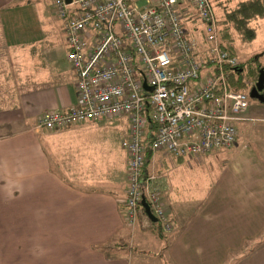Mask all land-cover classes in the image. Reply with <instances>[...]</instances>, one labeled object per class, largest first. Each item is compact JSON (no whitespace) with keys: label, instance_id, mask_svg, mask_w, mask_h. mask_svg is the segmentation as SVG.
I'll return each instance as SVG.
<instances>
[{"label":"crops","instance_id":"obj_1","mask_svg":"<svg viewBox=\"0 0 264 264\" xmlns=\"http://www.w3.org/2000/svg\"><path fill=\"white\" fill-rule=\"evenodd\" d=\"M24 1L0 0V69L12 87L0 106V264H264V156L252 146L264 136V103L248 104L228 150L146 154L171 225L157 241L143 217L133 228L124 220L126 117L37 128L78 96L63 37L40 4ZM190 14L184 25L200 39Z\"/></svg>","mask_w":264,"mask_h":264},{"label":"built area","instance_id":"obj_2","mask_svg":"<svg viewBox=\"0 0 264 264\" xmlns=\"http://www.w3.org/2000/svg\"><path fill=\"white\" fill-rule=\"evenodd\" d=\"M53 8L63 22L78 104L43 113L37 128L55 131L126 117L125 223L133 228L143 217L150 228L144 198L167 235L171 225L158 176L144 172L146 154L177 159L228 150L236 139L235 122L248 107L247 95L228 85L226 69L237 60L219 48L209 0H54ZM188 12L201 24L202 40L186 34L182 18Z\"/></svg>","mask_w":264,"mask_h":264},{"label":"trees","instance_id":"obj_3","mask_svg":"<svg viewBox=\"0 0 264 264\" xmlns=\"http://www.w3.org/2000/svg\"><path fill=\"white\" fill-rule=\"evenodd\" d=\"M185 18L186 17L182 18V24H184ZM263 18L264 0H244L238 2L234 7L226 9L220 19L216 18L218 27L219 48L223 51L228 52L230 56L236 58L231 48L232 42L235 39H238L241 43L252 42L256 38L255 23L256 21ZM185 30L188 36H192L187 31L186 27ZM202 35L203 31L201 32V40L203 37ZM236 60V66L226 69V72H228V85L235 92L244 93V91H247L248 93L249 90L254 86L256 79L259 75V71L262 70L264 72V68H262L260 65H250L249 63L246 66L245 63L240 62L237 58ZM204 65L209 66L207 58L205 59ZM149 229L152 230V232L157 237L165 241L166 236L165 234L161 233L157 224L151 223ZM257 243L258 241H255L253 244L250 245V247H248V252L245 253V251H241V254L243 255V253H245L246 255L247 253H249ZM98 249L101 251L103 250V248L101 247H98Z\"/></svg>","mask_w":264,"mask_h":264},{"label":"rangeland","instance_id":"obj_4","mask_svg":"<svg viewBox=\"0 0 264 264\" xmlns=\"http://www.w3.org/2000/svg\"><path fill=\"white\" fill-rule=\"evenodd\" d=\"M240 1H244V0H209L211 7L214 11V14H215L216 18H218V19L221 18L223 12L226 9H230V8L234 7ZM24 2H27V1H24ZM30 2H32V1L30 0ZM35 2L40 4V6L43 8L46 17L49 18L51 24L55 27L57 33L59 31V34H60L59 37L60 38L63 37L64 43H65V33L63 30V28H64L63 22L61 20H59L56 16L55 10L53 8L54 0H35ZM255 26H256V38L252 42L241 43L238 39H235L231 44V48H232L235 56L237 57V59L240 62L245 63L246 66L249 63L250 65H260L262 68H264V18L256 21ZM66 64L68 65V68H69L70 64H69L68 60H67ZM70 69H71V67H70ZM7 73L8 72L5 73L4 67L0 69V106L5 105L7 102H9V100H7V98H5V96H6L5 94L7 93L8 90L10 91V89L12 88L11 85L8 86L9 82L7 80V78H8ZM244 93L248 97L247 91H244ZM249 103L263 106V103H259L256 100L248 97V104ZM257 125H261V124H257ZM261 139H262L261 142H260V140L257 139L252 144V146L257 150V152L260 156H264V150H263L264 136ZM167 156H169V155H167ZM219 162L220 161H216L217 164H219ZM158 166L160 167V163H158ZM200 169L201 168H199V167H197V170L194 169L191 172V176L194 178L201 177L202 173L200 174V172H199ZM147 233L148 234H150V233L154 234L152 232V230L147 231ZM262 238H264V235L262 236ZM156 240L160 241V238L156 237ZM244 247L247 248L248 245H244ZM241 251L242 252L245 251V253H246V252H248V249H240L239 252H241ZM150 254H151V257H154L156 259V261H159L160 251L152 250Z\"/></svg>","mask_w":264,"mask_h":264},{"label":"water","instance_id":"obj_5","mask_svg":"<svg viewBox=\"0 0 264 264\" xmlns=\"http://www.w3.org/2000/svg\"><path fill=\"white\" fill-rule=\"evenodd\" d=\"M66 3H69L70 0H64ZM142 87L145 91L150 92L152 88L147 86L145 80L142 81ZM248 97L258 101L259 103H264V72L262 70L259 71V75L256 79L254 86L249 90ZM141 205L144 209V212L147 218L152 222L155 223L156 219L151 214L147 203L145 202L144 198L141 199Z\"/></svg>","mask_w":264,"mask_h":264}]
</instances>
